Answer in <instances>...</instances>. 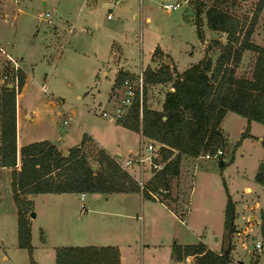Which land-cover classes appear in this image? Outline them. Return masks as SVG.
Wrapping results in <instances>:
<instances>
[{"label":"rangeland","instance_id":"1","mask_svg":"<svg viewBox=\"0 0 264 264\" xmlns=\"http://www.w3.org/2000/svg\"><path fill=\"white\" fill-rule=\"evenodd\" d=\"M42 1L0 0V30L4 29V33L17 45L16 49H20L31 62L35 80L42 84L48 79L47 86L49 84L48 96L31 78H28L23 87L21 104L24 110L29 108L32 111L31 118L23 119L19 127L22 139H47L52 143L71 146L80 141L83 135L82 127L106 138L120 137L107 122L108 118H114L113 114L117 108L122 115L126 112V107L119 101L121 87L116 86L109 91L116 67L133 70L128 71V74L133 76L142 72L145 66L156 68L161 63H167L170 68L181 72L176 66L182 69L192 61L188 67L205 56L211 59L213 66L222 50L214 40L221 43L226 41L225 32L211 29L206 24L205 12L213 4L237 17L240 23L244 24V28L252 24L253 30L249 40L264 48V3L257 11L255 19H252L258 0H201L199 37L193 22V5L196 0ZM176 1L180 5L174 10L165 11L161 7L163 2ZM27 12L31 16L30 29L20 25L23 15ZM107 13L110 14L109 17L106 16ZM146 15L150 17L148 21H145ZM244 28L238 37L242 36ZM7 43L14 46L12 41ZM157 44L166 47L175 61L168 54L164 56L160 48L156 49ZM256 56V52L244 49L237 64L233 65L234 75L252 78ZM11 60L12 58L7 56L0 58V85L12 81L9 70L13 65ZM27 65L25 66L30 67ZM141 66L144 67L140 69ZM21 69H18L17 77L21 74L24 78L25 74ZM4 73L7 74L5 79L2 77ZM169 89H172L171 81L146 84V106L161 110L164 95ZM49 99L59 103V109L52 102L49 103ZM56 110L67 112L74 120L63 123L65 115L62 112L58 114ZM101 110H105L107 116L101 115ZM243 120L245 121L243 116L233 111L228 110L225 113L222 123L225 138L223 146H218L222 150L221 156L225 159V164L218 165L219 157L189 156L191 164H188L187 160L183 162L185 171L169 180L167 191L170 197L166 199L162 196L159 201H166L185 215L191 184L187 215L181 222L180 217H174L167 211H155L161 224L146 226L143 233L145 239L152 240L156 233L160 240H164L161 233L165 231L171 232L177 242H196L197 236H202L211 246L216 247L223 243L227 247L226 236H229L230 232L224 225V219L228 196L231 201L237 200L235 203L238 209L241 208V203H244L241 194L256 196L249 186L244 189L241 187L245 182H253L257 165L264 154L262 137H257L264 131V125L257 121H253L250 128L253 136L247 137L235 148L242 138V133L249 130L246 125L240 136L238 135L239 138L235 139L236 131L242 126ZM231 136L234 140L229 141ZM132 137L135 136L128 135L126 141L122 142V136L121 146L129 144L134 139ZM83 148L91 163L99 166L100 148L89 139ZM60 151L63 152L62 149ZM173 152L175 153V150ZM233 157V162H230ZM193 165H196L194 174ZM134 167L129 170L143 182L149 180L155 172L148 170L147 164L142 169ZM0 188L4 207L11 209L13 196L8 174L0 175ZM255 193L258 204L261 205L264 202V191L255 189ZM253 195H250V200ZM245 197L246 200L249 199L248 196ZM103 199V194L95 197L87 195L84 198L86 211H79L78 201L66 193L37 194L31 206L28 203L22 204L20 207L24 211L21 212L32 233L29 251L16 244L18 206L14 202L16 211H0V264H55V247L92 242L95 240V234L101 232L96 223L98 212H103L93 209L102 206ZM27 209L33 211L35 216L32 217ZM204 209L206 211H203ZM243 213L252 215L245 221L246 224L251 223L246 232L259 227L260 209L253 207ZM238 225H233V232L240 231L241 227L236 228ZM160 226L161 231H158ZM136 238L138 239V229ZM255 238L261 244L259 251L252 246ZM247 244H250V252L248 247L241 245L244 255L236 264H264V238L261 233L246 238ZM159 251L160 254L165 252L163 249ZM141 255V262L144 264L161 263L158 254L149 256L148 253L149 258L146 252ZM175 264L187 262L182 259Z\"/></svg>","mask_w":264,"mask_h":264},{"label":"trees","instance_id":"2","mask_svg":"<svg viewBox=\"0 0 264 264\" xmlns=\"http://www.w3.org/2000/svg\"><path fill=\"white\" fill-rule=\"evenodd\" d=\"M263 3L264 0H258L252 19H255ZM201 5V0H196L193 5V22L198 37ZM205 15L209 28L222 30L226 34L225 43L214 40L222 49L214 65L205 56L181 72L170 68L167 63H161L156 68L145 66L142 75L147 84L171 81L172 89L165 93L161 110L147 107L144 93L141 115L138 103L134 101L123 115L115 118L122 126L140 131L162 144L159 152L164 163L144 185L153 190L165 188L163 197L166 199L170 197L167 191L169 180L178 175L181 154L198 156L206 151L212 153L218 146H223L224 137L219 124L226 111L236 112L248 121L252 119L264 125V48L249 40L253 25L248 24L244 28L237 17L215 4L207 8ZM243 28L242 36L238 37ZM244 49L257 54L250 79L234 75L233 65L237 64ZM126 75L127 71L118 70L111 88L119 86ZM22 82L20 74L16 89L21 87ZM8 84L0 85V165L10 167L12 196L18 206V247L31 250L30 227L20 207L24 203L30 205L31 201L22 199L21 193L139 191L137 181L103 149H99V166L92 167L93 163L83 148L86 134L82 135L79 143L67 148L66 155L46 139L25 143L19 147L20 163L16 167L15 87ZM247 135V132L242 133L241 137ZM261 137L264 148V131ZM254 180L264 185V154L257 165ZM143 194L151 197L146 191ZM165 204L170 206L166 201ZM174 212L181 219L184 218L176 209ZM234 216V205L228 196L224 225L229 232H232ZM260 220V233L264 238V208L260 209ZM180 248L174 247L177 256H180ZM182 248L185 254H197L196 264L228 262V250L214 252L205 249L201 241L185 244ZM54 260L55 264H119V250L115 245H61L54 248Z\"/></svg>","mask_w":264,"mask_h":264},{"label":"crops","instance_id":"3","mask_svg":"<svg viewBox=\"0 0 264 264\" xmlns=\"http://www.w3.org/2000/svg\"><path fill=\"white\" fill-rule=\"evenodd\" d=\"M177 7H175L174 9H176ZM174 9H171V10H174ZM171 10H169V11H171ZM165 11H167V10H165ZM149 19H150V17L148 15H146L145 21H148ZM30 20H31L30 14L28 12L25 13V15H23V19L21 20V23H20L21 27L25 28V29L26 28L30 29L31 28V26H29ZM3 30L2 29L0 30V48L2 50V51H0V58H3L5 56L12 58V60L14 62L19 64V66L22 68L21 70L25 74V76L23 78L22 85L19 89H16V85L13 84L15 87V154H16V167H18L19 166V147L25 143H28L30 141L35 140L32 137L22 139L20 136L19 127L21 125V122L23 119L31 118V111H32L29 108H27L25 110L23 109V106L21 104V94H22L23 87L25 86V83L28 80V78L33 79L36 83H38V82L35 80L34 74L31 70L32 69L31 62L25 58V54L20 52V49H16L17 45L13 42L11 37L7 36V33H4ZM195 30H196V28H195ZM11 41H12V43H14V46H11L10 43H7V42H11ZM155 47L160 48L162 50L164 56H165V54H168L172 58V60H174V58L168 52V49L166 47L160 46L159 44H157ZM190 62H192V61H189L188 64ZM27 64H29L30 67H26L25 65H27ZM187 65L184 68H186ZM11 67H12V65H11ZM142 67H144V66H141L140 69ZM176 68L179 71L184 69V68L179 69L177 66H176ZM118 70H124L127 72L133 71V70H130V69H128L126 67H122V66L116 67V69L113 73L112 81H111L110 86H109V91L111 89V85L113 83L115 74ZM43 82L44 83H42V84L38 83L39 88L43 93L47 94V96H48L49 95V93H48L49 84L47 86L48 79H46ZM109 91H108V93H109ZM48 102L49 103L52 102L54 104V100H52V99H49ZM56 112L59 114L58 110H56ZM100 114H101V112H100ZM103 116H107V114L103 115ZM224 117H225V114L223 115V117L220 121L219 127H220V131L223 134V137L225 138V130L222 126ZM71 118L72 119L68 120L67 122L74 120L73 117H71ZM244 118H245V121L243 120L242 126H239V128L237 129L236 135L240 136V133L243 131V128L247 124L249 127V130L247 132L248 135L242 137L240 142L236 145L235 148H237L239 146V144L244 139H246L249 136H253L250 128L252 126L253 121H255V120L251 119L248 121L246 119V117H244ZM107 122H108L109 126H111V128L115 132L120 134V137H118V138L113 137L111 139V138H106L102 134L87 131L83 127H82V130H83V134H86L87 139L94 142L99 148L103 149L106 153H108L111 156H116L118 158L123 159V158H125L129 155H132V154L136 153L137 151H139L140 148L143 146L144 142L146 140H150V138L144 136L140 131H134V130H131L129 128L122 126L121 124L116 122L115 118H108ZM262 134H263V132H262ZM262 134L258 135L257 137L261 138ZM121 135L123 136L122 142L126 141V139L128 138V135L129 136L134 135L135 137H132L134 139H132V141L129 144H125L124 146H121L122 145L121 144L122 143L121 142V137H122ZM237 136L235 137L236 140L239 138V136L238 137ZM36 140H42V139H36ZM231 140H234L233 136H231V138L229 139V141H231ZM226 141L228 143L227 139H226ZM78 143H79V141H78ZM52 144H54L58 150L62 149L63 151H67V148L74 146L77 143L74 145H71V146H64L63 144H59V143H52ZM235 148H234V151H235ZM189 156L190 155L181 154L177 176H180V174H182L185 171L183 169V167H185V165H183V162H185V160H187L188 164L189 163L191 164V160L188 159ZM197 157H201V156L198 155ZM233 160H234V157L232 158V160L230 162H233ZM223 162L225 164L224 158H223ZM195 166L196 165H193L194 168H192L193 174H194ZM134 168H138V167L135 166ZM188 168L191 169V167H188ZM3 173L8 174V181H10V167L9 166L0 165V175ZM135 173H137V172H135ZM192 180L193 179L191 177V181ZM247 186L250 187L251 192L254 191V194L256 196H254L253 194H249V193L241 194V198L244 197L243 198L244 203H241V208H239V209L236 208L235 202H237V200H234V201L232 200L234 202V214H235L234 219H233V225L239 224L238 226H236V228L241 227V229H240V231L238 230L236 232L232 231V232H230L229 236H228V234L226 236V239L228 240V244H229V248H228V259L229 260H228L227 264H236L237 262L241 261L243 258V255H244L242 253V250H241V245L246 246V248L248 247L247 250H248V252H250L249 250L251 249V247H249V245L251 243L249 245L248 244L246 245V238L256 236L257 234L260 233V223H259V227L254 228V231H253V229H251V231L246 232V230H249L248 226L251 223L249 222L246 224L245 221H247V218L252 216V215L251 214H244L243 211H250L253 207L254 208L256 207L258 209L264 208V202L261 205H259L258 204L259 201L256 198L257 194L255 193V189H257L259 191L260 190L264 191V185L256 182L254 180V176H253V182H251V183L245 182L242 185L241 189H244ZM190 191H191V184H190L189 191H188V197H187L186 208H185L186 213H185L184 217L187 215V211H188L187 206L189 204ZM45 193L46 194H48V193H50V194H65V193L70 194V195L74 196V198L78 201V204L84 203V207L86 206L85 202H84V198L87 195H93L95 197V196H98L99 194H103L104 195V199H103L104 202H103L102 206H100L98 208L95 207L93 209V211H103L102 213L98 212V214H99L98 219H97L98 223H96V227H99L98 230L100 229L101 232L99 231V233L95 234V240H93L92 242H89L87 244L86 243L85 244H79V245H115L118 247V250H119V264H137V263L138 264L139 263L144 264V262H141V258L143 257L141 254H143L144 252H146V256H148V253H149V256H154V253L158 254L159 260L161 262L160 264H175L177 261H181L182 259L184 261H186L187 264L190 261L193 264H196V257L195 256L197 254L196 253L185 254L183 252V248H182L183 245L193 244V243H196L198 241H201L204 244L205 249H210L214 252H219L221 250L224 251V249L226 248L223 243H221L220 246H216V247L213 245L211 246L207 241L204 240V238L202 236H197L198 240L196 242H177L176 239H174L173 234L171 232H165V231L161 233L164 237L163 238L164 240H162V239L160 240V236H157L156 233L154 234L155 237H153L152 240L149 241L148 239H145L144 235H143L145 228H147L148 226H150V227L155 226V224L156 225L161 224L159 222V218H158L159 215L157 216L155 211H167L169 214H171L174 217L176 216L177 218H179V216L174 212L176 208L168 206L164 202L159 201L157 199H154L152 197H146L140 190L139 191H117V192H109V193L83 192L82 195H81V192L21 193L20 197L24 200H30L31 202H33V198L35 195L45 194ZM1 194H2V191L0 188V211H16V206H15L13 200H12L13 205H12L11 209L4 207ZM250 195L254 196L252 198V200H250L251 199ZM245 196H248L249 199L246 200ZM98 205H100V203H98ZM252 205H254V206H252ZM30 206H31V204H30ZM206 210H207V208H206ZM206 210L204 209L203 211H206ZM28 211H30V210H28ZM79 211H86V208L81 210L79 207ZM176 211H178V210L176 209ZM180 221L182 222L183 219H180ZM256 222L258 223V221H256ZM118 224L120 225V227H118ZM137 229H138V239L136 238ZM158 231H161V226L159 227ZM96 238H97V240H96ZM31 240H32V233H31ZM257 240L258 239H256V238L253 240V243H252L253 247H254V242ZM66 245H74V244H66ZM176 246L181 247L180 251H179L180 256H177V254H178L177 251H175V252L173 251L174 247H176ZM160 249H163L165 251L164 253H161L162 255L160 254V251H159ZM133 254H134V256H133ZM139 255H140V259H139ZM131 256H132V259H131ZM149 256H148V258H149ZM259 257H260V255L258 256V260H259ZM139 260H140V262H139ZM258 260H257V262H258Z\"/></svg>","mask_w":264,"mask_h":264},{"label":"built area","instance_id":"4","mask_svg":"<svg viewBox=\"0 0 264 264\" xmlns=\"http://www.w3.org/2000/svg\"><path fill=\"white\" fill-rule=\"evenodd\" d=\"M179 3L176 1L174 3L172 2H166V3H161V7L167 11L174 9L177 7ZM109 13L106 14L107 17H109ZM12 62V67H9L10 74L12 81L8 82L9 84H14L16 85L17 83V70L21 69V67L18 65V63ZM3 79L7 78V74L4 73L2 75ZM146 82L143 78L142 72H139L137 75H126L120 82L119 87L122 89V93L119 96V101L122 106L126 107V109L132 104V102L137 101L138 103V109H139V115H141V107H142V101L145 93V87H146ZM54 104L58 107H60L59 103L54 101ZM119 109L117 108V111L113 114L114 118L120 117L122 113L118 112ZM59 114L62 112V110H58ZM62 114L65 115L63 118L62 122L66 123L68 120H71V116L67 112H62ZM102 115H106L107 112L105 110H101ZM162 145L160 142L150 139L149 142H145L143 146L140 148L139 151L136 153L129 155L123 159L118 158L116 156H113L114 160L116 163L123 168L131 177H133L138 185H139V190L141 192L146 191L152 198L154 199H161L163 194L165 193L166 189L162 187H158L156 190L150 189L145 187L144 183L141 179L138 178L137 175H134L129 168L132 166H136L138 168H144L145 165L147 164L148 170L156 171L162 166V161H161V156L159 152V146ZM222 154V150L220 148H216L214 152H209L206 151L199 156L204 157V158H210V157H220ZM83 192H81V195ZM79 207L81 210L84 209V203H80ZM260 242L257 240L254 242L255 250L259 251L260 248ZM188 264H193L191 261L188 262Z\"/></svg>","mask_w":264,"mask_h":264},{"label":"water","instance_id":"5","mask_svg":"<svg viewBox=\"0 0 264 264\" xmlns=\"http://www.w3.org/2000/svg\"><path fill=\"white\" fill-rule=\"evenodd\" d=\"M42 3H44V0L42 1ZM41 14V13H40ZM9 86H11V84H8ZM259 139H261V138H259ZM67 153V151H63V154H66ZM222 162H223V158H222V156H220L218 159H217V163H218V165L220 166L221 164H222ZM92 167L94 168L95 167V165L94 164H92ZM32 217H34L35 216V214H34V212L33 211H30V213H29ZM228 248H229V244H228V246L224 249V251H227L228 250Z\"/></svg>","mask_w":264,"mask_h":264}]
</instances>
